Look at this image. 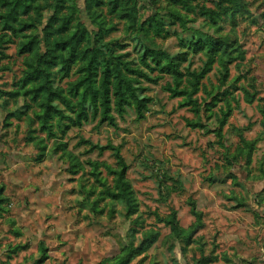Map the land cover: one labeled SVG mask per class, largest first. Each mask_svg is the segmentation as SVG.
I'll list each match as a JSON object with an SVG mask.
<instances>
[{
    "label": "rangeland",
    "instance_id": "obj_1",
    "mask_svg": "<svg viewBox=\"0 0 264 264\" xmlns=\"http://www.w3.org/2000/svg\"><path fill=\"white\" fill-rule=\"evenodd\" d=\"M83 25L172 58H150L142 117L44 131L66 107L26 72ZM185 28L229 38L214 55ZM53 67L44 93L76 77ZM0 264H264V0H0Z\"/></svg>",
    "mask_w": 264,
    "mask_h": 264
},
{
    "label": "trees",
    "instance_id": "obj_2",
    "mask_svg": "<svg viewBox=\"0 0 264 264\" xmlns=\"http://www.w3.org/2000/svg\"><path fill=\"white\" fill-rule=\"evenodd\" d=\"M183 6H187V4L183 3ZM232 8L235 10L234 15L239 12V7H236L238 9ZM246 11L244 10V13ZM178 32L180 33L179 40L184 46L191 45L199 48L208 44V48L214 55L220 52L229 38L227 34L223 35L224 38H219L206 32H197L196 29L189 31V28ZM184 33L186 34L184 35ZM74 35L75 39L71 42L66 41L56 45L54 43L51 49L52 57L50 61H46L44 67H39L40 62L38 63L37 60L33 69L26 72L25 84L32 86L34 100L45 98L51 101L56 98L59 100V104L66 107L60 109L59 106H49L48 109H40L36 116L39 125H42V129L44 131L49 130L47 126L49 121L58 117L76 121L77 119L88 120L100 116L103 121L112 122L114 112L123 113L125 107L133 108L138 116L142 117L149 97L143 93L144 87H142L141 82L142 80L150 82L157 80V77L152 75L155 69L150 67V58L157 57L152 62L158 65L161 64L163 59L172 57H168L166 53L159 51V49L145 46L139 38L137 40L142 49L137 55H131L129 52H117V49L124 48L123 43L116 38L107 41L103 30L99 29L92 33V31H88L86 25L79 26ZM144 36L143 38L146 37ZM236 38L237 36H234V39ZM57 52L60 54L56 55ZM59 58H61V62ZM58 63L62 64L61 70H63L65 76L72 74L76 77L67 82L68 90L56 85L55 87H49L44 93L41 86L44 85L42 82L47 78V68L48 66L54 68L53 66ZM167 66L169 67L168 72H172L173 65L171 61ZM74 69L75 73H72ZM227 74L226 72L224 76H227ZM171 78L174 79V75ZM49 92H53L54 95L53 93L49 94ZM71 100L76 103H72ZM42 101L41 99L40 102ZM76 104L81 107L76 109ZM67 112L72 113L73 117H69L70 115H67ZM119 161L122 164L120 175L123 178L126 167L121 160V156ZM119 183L117 182L118 185Z\"/></svg>",
    "mask_w": 264,
    "mask_h": 264
}]
</instances>
